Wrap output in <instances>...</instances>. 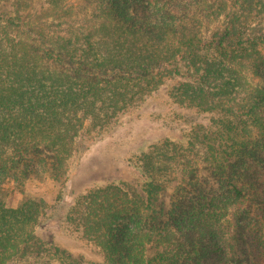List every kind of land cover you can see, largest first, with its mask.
<instances>
[{
  "label": "trees",
  "instance_id": "trees-1",
  "mask_svg": "<svg viewBox=\"0 0 264 264\" xmlns=\"http://www.w3.org/2000/svg\"><path fill=\"white\" fill-rule=\"evenodd\" d=\"M33 1L7 12L0 0V188L65 180L74 153L166 88L179 107L222 116L205 162L223 189L207 202L185 166L158 221L159 177L179 155L151 143L131 161L139 182L92 187L58 219L43 199L0 202V264H83L37 235L54 220L75 222L105 264H264V0H86L82 18Z\"/></svg>",
  "mask_w": 264,
  "mask_h": 264
},
{
  "label": "rangeland",
  "instance_id": "rangeland-1",
  "mask_svg": "<svg viewBox=\"0 0 264 264\" xmlns=\"http://www.w3.org/2000/svg\"><path fill=\"white\" fill-rule=\"evenodd\" d=\"M203 1V0H202ZM207 1V0H206ZM216 2L217 0H209ZM18 0H5L2 10L12 12ZM49 0H34L29 10L38 6L49 7ZM65 6L62 15H78L82 18L90 12L86 0H59ZM53 13L48 12V17ZM262 16V15H261ZM264 26V22H263ZM222 116L216 113L202 112L196 109L179 107L168 96V90L162 88L148 99L140 111L126 113L119 120L89 141L81 154L74 153L67 162V176L63 181H55L41 173L24 185L6 184L0 188V202L7 208H17L26 200L43 199L52 207L59 208L57 219L68 211L74 198L95 186L111 183L129 182L135 184L140 176L133 168L132 160L140 149L151 143L161 141L164 152H178L177 166L164 170L159 179L166 186L162 193L154 218L166 221L174 209V191L181 168L197 166L199 169L200 189L206 201L222 195L220 183L214 180L210 166L205 162L208 145L222 141ZM89 135L86 136L88 141ZM162 141H169L163 145ZM196 143L195 153L186 149L187 142ZM184 143V144H183ZM185 155L187 156L185 158ZM248 165L239 167L244 173ZM174 176H176L174 178ZM172 177V178H171ZM173 179V180H172ZM60 197V199L58 198ZM75 222L51 221L46 227L38 229L37 235L46 242L60 246L80 260L83 264H105L104 253L95 243L85 238L83 231ZM23 264H59L54 259L30 261ZM183 264V263H182Z\"/></svg>",
  "mask_w": 264,
  "mask_h": 264
}]
</instances>
